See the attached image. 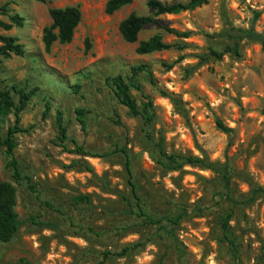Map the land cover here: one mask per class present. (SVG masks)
Listing matches in <instances>:
<instances>
[{
	"label": "rangeland",
	"instance_id": "rangeland-1",
	"mask_svg": "<svg viewBox=\"0 0 264 264\" xmlns=\"http://www.w3.org/2000/svg\"><path fill=\"white\" fill-rule=\"evenodd\" d=\"M108 1L0 0V23L12 25L15 16L22 23L0 26V35L16 37L24 49L23 57L0 56V91L15 103L16 90L32 93L21 113L29 131L14 137V157L34 187L12 180L0 146V182L14 187L22 223L9 242H0V264H264V46L241 34L264 35V0H207L192 11L157 16L187 37L149 25L134 44L118 26L131 13L152 16L147 0L112 14ZM69 6L81 12L74 37L46 52L48 11ZM154 35L172 47L137 55L138 42ZM234 45L238 55H211ZM140 65L149 75H132ZM117 77L139 109L151 105L149 125L119 102ZM13 122L12 111L0 115V140ZM72 142L89 155L77 154ZM160 146L168 155L225 167L229 188L201 165L177 168Z\"/></svg>",
	"mask_w": 264,
	"mask_h": 264
},
{
	"label": "trees",
	"instance_id": "trees-1",
	"mask_svg": "<svg viewBox=\"0 0 264 264\" xmlns=\"http://www.w3.org/2000/svg\"><path fill=\"white\" fill-rule=\"evenodd\" d=\"M40 3H45L46 0H36ZM134 0H109L106 5V13L112 14L123 6L129 5ZM207 3V0H147V7L151 10L152 16H138L134 13L129 14L126 18H124L118 26V31L121 35V38L130 44H134L138 41L139 33L149 25H156L157 27L163 29L167 33L174 35L176 37H187V33H179L178 31L169 28L159 22L155 17L160 15H176L180 12L184 11H192L196 8H199ZM49 17L51 23L44 27L42 31V43L44 46V50L49 52L52 45L57 44H69L75 34V30L81 21V12L76 6H69L64 8H50ZM258 16V13L255 14V17ZM12 25L21 26V19L17 16L13 17ZM11 24H3L0 23V26L5 30H9L12 27ZM242 37L251 41L256 42L264 46V35L253 32L252 30L241 31ZM86 46L89 47L88 41H86ZM172 46L162 42L161 37L159 35H154L150 37L146 41H140L137 44L135 49V53L137 55H146L153 52H160L164 50L170 49ZM233 52L238 55L237 46L226 47L222 53L211 52V55L220 59L223 54ZM0 56L4 58H9L11 56L23 57L24 49L23 46L18 43V39L13 36H4L0 35ZM167 70L171 69V65L163 64ZM131 73L133 76H137L141 73L149 75L146 66L140 65L137 67L131 68ZM151 80V76H149ZM113 85L115 88V93L119 102L128 109L131 115L133 116H141L146 125H149L152 121V114L148 110L151 107L150 104H146L139 109L135 100L131 97L129 93V86L122 81L120 77H117L113 80ZM16 94L18 95V102L15 103L9 92L0 91V115L7 114L9 111H12L14 122L13 125L10 126L7 130L6 136L0 140V146L5 148V153L8 157L7 168L11 173V178L15 182L26 183L27 188L34 192V187L30 181L29 177L22 176L21 171L18 166V162L14 157V149L16 147L14 137L21 133H28L29 128H22L21 126V113L27 106L28 101L30 100L32 93H26L24 89L16 90ZM162 95L165 98H169L170 96L166 92H162ZM174 101V100H173ZM175 103V102H174ZM76 119L81 125L82 128L86 126V119L84 111L81 109H77L75 111ZM217 127L224 133L229 134L231 130L223 126V124L216 120ZM59 141L62 145L67 141L68 137L66 135V129L61 127L59 128ZM77 154L81 156H88L89 152L84 150L83 147L77 146L75 142H72ZM159 153L164 158V160L168 161L171 164H175L176 167H181L183 165H201L214 171L220 175L221 182L223 186L228 189L230 184L229 173L227 172L225 167H218L211 163H204L201 158L196 157H184V156H175L168 155L164 152V150L159 147ZM207 160V159H205ZM125 168L127 174L130 176L131 171L129 168V163L126 162ZM87 169H89L87 167ZM131 179V177H129ZM131 188L134 186L130 183ZM254 194L257 193V190L253 191ZM86 197L78 196L75 198L76 201L85 200ZM228 200H230L228 198ZM233 204H237L236 202L230 200ZM15 206V189L10 183L0 182V242L7 243L12 237L15 235L19 227L21 226V222L18 220L16 213L14 212ZM181 216H178L174 220H170L172 224H177L181 219ZM145 220L151 224H154L155 221L145 217ZM29 221L35 222L33 217L29 218ZM36 223V222H35ZM19 264H24L23 262H19ZM237 264H241L237 262Z\"/></svg>",
	"mask_w": 264,
	"mask_h": 264
}]
</instances>
